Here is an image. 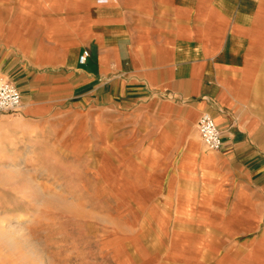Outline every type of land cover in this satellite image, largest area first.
Segmentation results:
<instances>
[{"label":"crops","instance_id":"1","mask_svg":"<svg viewBox=\"0 0 264 264\" xmlns=\"http://www.w3.org/2000/svg\"><path fill=\"white\" fill-rule=\"evenodd\" d=\"M0 79L6 173L55 132L86 170L119 161L168 264H264V0H0Z\"/></svg>","mask_w":264,"mask_h":264},{"label":"rangeland","instance_id":"2","mask_svg":"<svg viewBox=\"0 0 264 264\" xmlns=\"http://www.w3.org/2000/svg\"><path fill=\"white\" fill-rule=\"evenodd\" d=\"M55 141V132H42L15 172L0 163V185L17 182V193L0 188V217L16 229L5 238L0 228V264H168L160 256L165 243L130 206L137 196L120 182L119 161H95L86 170Z\"/></svg>","mask_w":264,"mask_h":264},{"label":"built area","instance_id":"3","mask_svg":"<svg viewBox=\"0 0 264 264\" xmlns=\"http://www.w3.org/2000/svg\"><path fill=\"white\" fill-rule=\"evenodd\" d=\"M89 56L87 51L78 57V62L84 64ZM21 93L12 83L0 79V117L5 113L17 111L21 107ZM197 130L206 150L217 151L221 148V133L211 115L203 114Z\"/></svg>","mask_w":264,"mask_h":264},{"label":"bare ground","instance_id":"4","mask_svg":"<svg viewBox=\"0 0 264 264\" xmlns=\"http://www.w3.org/2000/svg\"><path fill=\"white\" fill-rule=\"evenodd\" d=\"M13 171V170H12ZM13 172H15V170L13 171ZM18 173V172H17ZM20 171H19V175H20ZM22 174V173H21ZM9 175V174H8ZM15 175H16V173H15ZM4 176V175H3ZM2 176V177H3ZM11 176H12V173H11ZM11 176H7V177H10V178H12ZM2 177H0V178H2ZM5 177H6V173H5ZM5 177H3V178H5ZM20 177H21V175H20ZM23 177V176H22ZM13 178H14V176H13ZM15 178H18V177H15ZM2 180H5V179H2ZM2 180L0 179V182H2ZM7 180V179H6ZM9 180V179H8ZM11 180H13V179H11ZM14 181V180H13ZM6 182V181H5ZM11 183V182H10ZM10 183H6L7 185L8 184H10ZM5 184V185H6ZM25 217V216H24ZM21 220V219H20ZM24 220H26V217H25V219ZM11 222V219L9 218H5V217H0V228H2L3 229V232H2V236H4L5 238H7V237H12L16 232V229L14 228V227H12V226H8V224ZM19 222L20 221H18V224H19ZM7 225V226H6ZM3 226H5V229L3 228ZM17 226V225H16ZM2 231V230H1ZM18 232V231H17ZM15 236V235H14ZM35 252V251H34Z\"/></svg>","mask_w":264,"mask_h":264}]
</instances>
